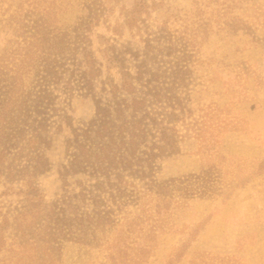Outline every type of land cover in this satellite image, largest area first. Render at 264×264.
I'll use <instances>...</instances> for the list:
<instances>
[{
	"label": "rangeland",
	"instance_id": "rangeland-1",
	"mask_svg": "<svg viewBox=\"0 0 264 264\" xmlns=\"http://www.w3.org/2000/svg\"><path fill=\"white\" fill-rule=\"evenodd\" d=\"M30 1L0 0V18H8L19 3L22 10L29 9ZM155 1L137 31L124 23V14L134 0H42L41 5L51 6V28L67 33L72 43L67 69L60 70V80L52 87L50 144L42 150L47 163L35 176V183L44 199L56 201L70 220L94 213L89 196L80 198L77 183L90 178L65 170L76 152L73 131L90 128L89 137L80 134L76 140L95 148L103 141L92 131L97 125L91 124L99 118L97 107L108 109L105 120L112 134L131 119L124 107L130 96L120 89L111 91L112 84L120 87L119 69L106 68L101 50L108 44L114 46L113 52L126 50L125 66L133 72L134 64L143 58L145 31L155 30L162 21L171 29L184 25L199 29L194 0ZM202 7L212 25L208 36L196 33L192 61L185 63L183 80L172 91L189 112L176 122L182 135L179 150L157 154L151 168L158 182L195 175L205 179L206 186L173 205L164 214L162 225L152 231L149 226L154 217L141 214L143 199L129 204L116 215L118 227L111 228L97 245L63 240L53 264H113L108 254L114 249L107 246L114 242L119 225L134 219L137 224L125 235L129 257L138 254L132 264H264V0H235L231 10L238 17L236 27L221 23L223 19L215 16L216 4ZM19 40L12 29H0V55L4 50L12 55ZM84 49L96 60L99 71L94 77L86 73ZM128 49L139 57H131ZM34 80L33 74H25V88ZM5 167L0 166V212L12 218L21 203L16 190L22 182L18 176L8 175ZM6 234L10 237L12 229ZM143 244L148 249L140 253ZM179 251L183 253L175 259ZM2 254L0 251V258Z\"/></svg>",
	"mask_w": 264,
	"mask_h": 264
},
{
	"label": "trees",
	"instance_id": "trees-1",
	"mask_svg": "<svg viewBox=\"0 0 264 264\" xmlns=\"http://www.w3.org/2000/svg\"><path fill=\"white\" fill-rule=\"evenodd\" d=\"M227 1L194 0L200 19L198 30L187 25L171 29L167 21H162L155 30L145 31L143 58L134 64L133 72L125 66L126 50L113 52L114 46L110 44L101 50L106 68L119 69L120 87L112 84L111 91L115 93L120 89L130 96L124 107L129 110L131 119L112 134L105 120L108 109L97 107L99 118L91 124L97 125L92 126V131L94 137L103 141L95 148L76 140L80 134L89 137L90 128L81 133L73 131L76 138L72 145L76 152L65 170L90 178L85 183L82 180L77 183L80 198L85 200L89 196L94 210L93 214L77 216L74 220L64 215L56 201L47 202L35 183V176L47 163L42 150L50 144L48 110L54 96L52 87L60 80V70L67 69L65 61L72 42L67 39V33L54 32L51 28V6L41 5L42 0H31L26 10H22L19 3L8 18H0V29H12L13 35L20 38L15 41L12 55L5 50L0 55V166H6L7 174L18 176L22 182L16 190L21 196L16 213L11 218L6 212H0V251L3 252L0 264H53L63 240L97 245L111 228L118 227L117 213H123L129 204L140 203L141 198L143 218L154 217L149 226L152 231L162 225L164 214L173 205H180L197 189L202 191L207 181L201 177L186 175L158 182L151 166L157 154L179 150L182 135L176 122L183 121L185 113L189 112L172 91L183 80L187 70L185 63L192 61L196 33L208 36L212 25L213 20L205 16L202 6L210 2L216 4L215 16L223 19L221 23L236 27L238 17L231 10L235 0ZM156 3L155 0L151 4L147 0H134L132 8L124 14L126 26L141 31L143 15L147 16L150 6ZM128 53L136 59L140 55L130 49ZM83 56L86 73L89 77L96 76L99 69L94 56L86 49ZM25 74L35 76L30 88L23 84ZM32 88L36 90L34 93ZM141 145L145 149L141 150ZM262 162L264 164V160ZM135 224L134 219L127 221L125 227L119 225L114 242L107 246L114 249L108 254L113 264H132L138 260V254L129 257L130 246L125 236ZM8 228L13 231L10 237L6 234ZM146 249L147 244H143L139 252L144 253ZM182 253H176L175 259Z\"/></svg>",
	"mask_w": 264,
	"mask_h": 264
}]
</instances>
